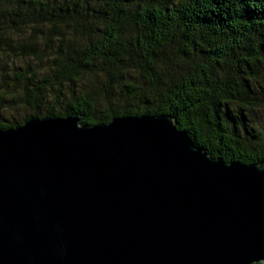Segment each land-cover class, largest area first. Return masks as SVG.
<instances>
[{"label": "water", "instance_id": "water-1", "mask_svg": "<svg viewBox=\"0 0 264 264\" xmlns=\"http://www.w3.org/2000/svg\"><path fill=\"white\" fill-rule=\"evenodd\" d=\"M81 120L0 129V264H264V162L168 115Z\"/></svg>", "mask_w": 264, "mask_h": 264}, {"label": "trees", "instance_id": "trees-1", "mask_svg": "<svg viewBox=\"0 0 264 264\" xmlns=\"http://www.w3.org/2000/svg\"><path fill=\"white\" fill-rule=\"evenodd\" d=\"M0 113L168 115L211 157L264 162V0H0ZM21 63V65H20Z\"/></svg>", "mask_w": 264, "mask_h": 264}, {"label": "rangeland", "instance_id": "rangeland-1", "mask_svg": "<svg viewBox=\"0 0 264 264\" xmlns=\"http://www.w3.org/2000/svg\"><path fill=\"white\" fill-rule=\"evenodd\" d=\"M3 64V62H0ZM21 65V63H20ZM30 112V109H23V107L13 108L11 110H6L0 113V118L4 121L20 120L24 114Z\"/></svg>", "mask_w": 264, "mask_h": 264}]
</instances>
